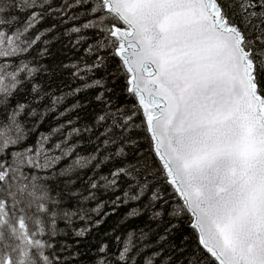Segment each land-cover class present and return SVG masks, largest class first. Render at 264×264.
Masks as SVG:
<instances>
[{"label": "trees", "instance_id": "obj_1", "mask_svg": "<svg viewBox=\"0 0 264 264\" xmlns=\"http://www.w3.org/2000/svg\"><path fill=\"white\" fill-rule=\"evenodd\" d=\"M0 9V34L14 43L0 80L26 65L0 86V264H189L197 236L174 214L146 132L124 119L135 100L101 1L0 0ZM29 181L48 186L46 210L11 195Z\"/></svg>", "mask_w": 264, "mask_h": 264}, {"label": "snow or ice", "instance_id": "obj_2", "mask_svg": "<svg viewBox=\"0 0 264 264\" xmlns=\"http://www.w3.org/2000/svg\"><path fill=\"white\" fill-rule=\"evenodd\" d=\"M104 6L135 100L124 119L146 132L174 214L189 218L198 245L189 264H264V0Z\"/></svg>", "mask_w": 264, "mask_h": 264}, {"label": "clouds", "instance_id": "obj_3", "mask_svg": "<svg viewBox=\"0 0 264 264\" xmlns=\"http://www.w3.org/2000/svg\"><path fill=\"white\" fill-rule=\"evenodd\" d=\"M3 54L8 55L9 53L5 50ZM41 156L44 160L46 159L43 156V152L41 153ZM34 161H35V157H31L27 153H25L24 161L22 162H27L29 165H32ZM45 166L46 164L40 165V167H45ZM4 179H5L4 174H0V180H4ZM25 193H27V195H25ZM17 194H19L24 199L31 198L33 203H39L41 210L47 209V201L50 196L49 188L47 185L42 184L39 181H37L35 184H33L32 181H29L28 184L24 186L23 191L20 190L19 185L16 186L15 191L11 193V195H17ZM0 207H2V205H0ZM17 226L19 227V221ZM24 227H27V220H25ZM20 230L23 231V228H21Z\"/></svg>", "mask_w": 264, "mask_h": 264}, {"label": "rangeland", "instance_id": "obj_4", "mask_svg": "<svg viewBox=\"0 0 264 264\" xmlns=\"http://www.w3.org/2000/svg\"><path fill=\"white\" fill-rule=\"evenodd\" d=\"M252 36V32L250 33ZM251 38V37H250ZM13 38L9 36H4L0 34V56H7L4 55L3 52L6 50L8 53L13 50ZM11 75L6 73L5 77L0 80L1 89L9 87L11 84ZM56 155V154H54Z\"/></svg>", "mask_w": 264, "mask_h": 264}, {"label": "water", "instance_id": "obj_5", "mask_svg": "<svg viewBox=\"0 0 264 264\" xmlns=\"http://www.w3.org/2000/svg\"><path fill=\"white\" fill-rule=\"evenodd\" d=\"M101 2L103 3V5H104V0H101ZM104 9H105V6H104ZM105 11H106V9H105Z\"/></svg>", "mask_w": 264, "mask_h": 264}, {"label": "bare ground", "instance_id": "obj_6", "mask_svg": "<svg viewBox=\"0 0 264 264\" xmlns=\"http://www.w3.org/2000/svg\"><path fill=\"white\" fill-rule=\"evenodd\" d=\"M29 151V150H28ZM31 151V150H30ZM27 152V151H26ZM31 153V152H30ZM15 162V161H14ZM17 162V161H16ZM12 165H14V164H12ZM47 165V164H46ZM15 166V165H14ZM12 168H13V166H12ZM9 169V168H8Z\"/></svg>", "mask_w": 264, "mask_h": 264}]
</instances>
